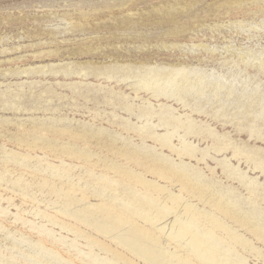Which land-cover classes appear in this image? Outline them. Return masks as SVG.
Here are the masks:
<instances>
[{
  "label": "rangeland",
  "instance_id": "374dc122",
  "mask_svg": "<svg viewBox=\"0 0 264 264\" xmlns=\"http://www.w3.org/2000/svg\"><path fill=\"white\" fill-rule=\"evenodd\" d=\"M9 151L66 167L51 182L137 221L179 198L158 215L161 235L186 204L213 211L169 182L179 172L260 229L258 237L216 213L234 240L217 230L215 262L264 264V0H0V173L22 174L27 193L0 181V256L57 264L38 257L39 241L74 264L89 263L90 252L111 258L31 213L68 222L39 193L42 174L3 163ZM165 239L173 251L177 242Z\"/></svg>",
  "mask_w": 264,
  "mask_h": 264
},
{
  "label": "bare ground",
  "instance_id": "6f19581e",
  "mask_svg": "<svg viewBox=\"0 0 264 264\" xmlns=\"http://www.w3.org/2000/svg\"><path fill=\"white\" fill-rule=\"evenodd\" d=\"M19 142L22 143L20 140ZM46 146L48 148H53L51 145ZM61 154L63 156L73 155L69 153L67 149H63ZM4 156V164L11 163L20 168H31L34 171H38L37 173L42 174L40 181H38L39 193L42 197H45V195L53 196L54 200L46 199L48 201L46 203L48 205L52 204L53 206L59 205L56 208L57 213L65 217L67 216L68 222L60 220L54 215H48L46 212L40 211L39 209L31 210L34 216L46 218L44 219L45 223L56 226L61 231H65L77 238L83 239L86 241V246L90 250L93 247H97L99 251L111 255V258L100 257L99 254L90 252L85 255L89 263L118 264V262H125L126 264H136L121 253L112 250L104 242L99 241L97 238H93L88 233L81 230L77 226V223L93 228L100 235L117 241L137 259L147 264L149 262L150 264H222L220 262H215L216 252L211 246L212 242H210V240L216 236L218 229L226 231L230 240H234V233L231 228L217 217V214L227 216L241 226L247 227L253 234L256 233V236H261L257 224L250 220H246L236 208L227 204L224 199L214 198L213 196L209 197L210 194L208 193L210 190L206 186L191 182L179 172L170 171L169 178H167L169 182L179 184L180 191L190 194L192 198H196L200 201L204 200L203 202L205 203H203V205L208 204L213 211H205L204 208L200 209L196 206L186 204L182 207L184 217L174 215V220L169 231L161 235L164 233L165 229L158 224V215H162L163 218L167 217L169 212L174 210V206L179 202V198L169 200L161 207L160 212L153 211L152 213L155 214L147 216L146 218H143V213L138 214L137 218L141 221H137L133 213L128 214V216L132 218V220H130L129 217L123 215L121 212L113 213L109 211L108 208L100 205L84 204L83 201H85L86 198H78L71 193L70 187L72 184H68L69 188L65 190L63 187H58L55 182H51V179L63 181L69 173L66 167L62 165H52L47 162L45 167H41L40 164L44 161L43 159L38 157L31 158L28 154L23 155L14 151L5 152ZM33 159H35V165H31L30 163ZM8 173L10 172L7 167H3V172L0 173V181H6L11 186H17L20 194L26 197V188L22 185V183H24L23 175L19 174L16 179H10L8 181L5 177V174ZM7 200L10 203V199ZM81 203H83V205H80ZM0 213L3 212L0 211ZM201 218L208 221L206 228L196 224ZM41 228L46 230V233L53 234L51 230L46 229L45 225H41ZM162 237L166 238L169 242H177V247H174L175 249H173V251L166 249V247L161 245ZM166 239L164 241H166ZM73 242L74 240L71 244L72 247H74ZM35 245L44 253L43 254L41 251L42 254L38 255L36 253L39 258H43L46 255L52 262L57 264H74L70 260L63 258L55 250L47 249L46 246L39 241H36ZM30 246L32 247V245ZM0 264L12 263L10 259L0 256Z\"/></svg>",
  "mask_w": 264,
  "mask_h": 264
}]
</instances>
